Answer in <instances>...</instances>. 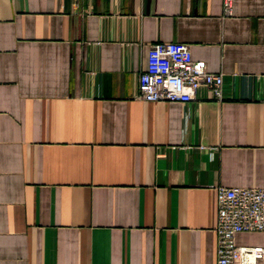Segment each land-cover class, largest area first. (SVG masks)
<instances>
[{
    "label": "crops",
    "instance_id": "obj_1",
    "mask_svg": "<svg viewBox=\"0 0 264 264\" xmlns=\"http://www.w3.org/2000/svg\"><path fill=\"white\" fill-rule=\"evenodd\" d=\"M222 3L0 0V264H217L216 189L264 188V0ZM158 42L221 99L138 100Z\"/></svg>",
    "mask_w": 264,
    "mask_h": 264
},
{
    "label": "built area",
    "instance_id": "obj_2",
    "mask_svg": "<svg viewBox=\"0 0 264 264\" xmlns=\"http://www.w3.org/2000/svg\"><path fill=\"white\" fill-rule=\"evenodd\" d=\"M234 0H223V16L230 17ZM222 77L207 70L204 61L192 58L182 42H158L147 52L138 76L136 98L144 102L186 104L200 87L215 99L222 97ZM217 264H264V188L216 189ZM239 233H261L263 242L254 246L235 243Z\"/></svg>",
    "mask_w": 264,
    "mask_h": 264
}]
</instances>
